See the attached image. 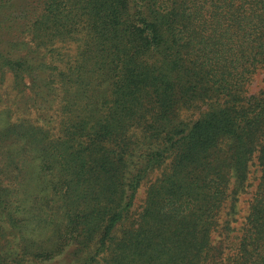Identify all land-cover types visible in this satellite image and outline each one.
<instances>
[{
  "label": "trees",
  "instance_id": "trees-1",
  "mask_svg": "<svg viewBox=\"0 0 264 264\" xmlns=\"http://www.w3.org/2000/svg\"><path fill=\"white\" fill-rule=\"evenodd\" d=\"M262 68L264 0H0V264H264Z\"/></svg>",
  "mask_w": 264,
  "mask_h": 264
},
{
  "label": "rangeland",
  "instance_id": "rangeland-1",
  "mask_svg": "<svg viewBox=\"0 0 264 264\" xmlns=\"http://www.w3.org/2000/svg\"><path fill=\"white\" fill-rule=\"evenodd\" d=\"M14 11L16 10V8L13 9ZM13 41L14 44H19L22 42V39L18 40L16 37H13ZM8 46H4L5 48H8ZM69 48H72V50H70L69 52H71L72 54H75V49L77 47V44L73 45V43H71L70 45H68ZM11 48V47H9ZM11 83V79L8 78L7 79V83L6 85H9ZM264 88V68H262L258 74H256L254 76V79L252 81V83H250L248 85L247 88V95H257L259 94ZM5 87H2L0 89V98L1 95H3V93H5ZM3 97V96H2ZM206 111V108L204 107L201 110H193V111H184L182 116L184 118H188L191 120H197L201 114ZM155 178V176H154ZM262 178V172H261V168L259 166V162L257 160V158L254 159V162L250 168V174H249V180H248V188L246 190V192H244L243 194H241L238 197V201L236 203V213H234L233 215L230 214L231 213V209L232 206L234 207V205H232L231 202H228L226 205V209L225 211L222 213V219L223 220H230L231 225L234 227H236V229H240L243 226V223L246 220L247 215L249 214V201L252 198L253 194L255 193L259 182L261 181ZM145 197V187H143L139 193H138V197L136 200V207H140L143 199ZM2 218V216L0 215V219ZM235 234H238V231L235 232Z\"/></svg>",
  "mask_w": 264,
  "mask_h": 264
}]
</instances>
